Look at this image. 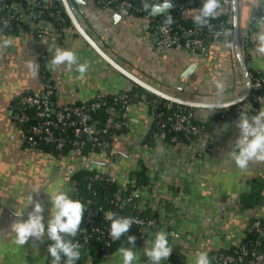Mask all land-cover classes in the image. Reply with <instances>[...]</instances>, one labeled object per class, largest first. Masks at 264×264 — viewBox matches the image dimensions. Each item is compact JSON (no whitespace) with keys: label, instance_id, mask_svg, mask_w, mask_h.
Wrapping results in <instances>:
<instances>
[{"label":"crops","instance_id":"1","mask_svg":"<svg viewBox=\"0 0 264 264\" xmlns=\"http://www.w3.org/2000/svg\"><path fill=\"white\" fill-rule=\"evenodd\" d=\"M85 1L78 7L97 41L117 54L121 64L156 87L184 98L222 94L223 100H230L244 91L245 79L233 31L229 41L214 39L205 55H193L186 50L159 46L157 33L146 27L140 15L125 16L112 6ZM258 3L262 6L257 4L251 12L246 37V42L252 43L245 49V42L242 49L246 61L248 57V67L264 73V55L256 51L257 36L264 29L261 24L264 1ZM247 11L244 7L240 25L249 15ZM195 13L197 11L189 9L184 16L193 18ZM219 14L234 22L233 5L221 6ZM50 29L43 38L28 31L0 35V43L3 40L12 42L6 49L0 47V264H50V240L30 238L25 246L17 245L11 226L18 219L26 220L36 202L44 207L47 225L52 208L49 193L67 192L72 172L81 166L80 160L72 156L59 158L51 151L23 144L18 138V128L11 122L9 111L13 100L23 93L44 89L39 70L33 76L29 68L30 64L37 65L39 49L48 52L46 67L55 84L58 105L89 101L99 90L119 92L133 86V81L106 62L74 26H65L60 31L54 26ZM57 47L73 51L78 62L88 66L82 78L75 66L71 70L63 65L51 70L48 62L53 52H49V48ZM192 64L196 65V71L185 75ZM218 83L222 85V92ZM261 107L264 105L252 115L258 114ZM194 108L196 120L206 121L214 112L203 107ZM127 119L129 127L114 138L113 149L125 151L130 156L113 166L104 165L99 156L90 167L115 174L120 183H126L130 171L145 162L152 185L169 198L172 207L169 212L177 209L172 198L180 203L173 226L179 233L175 249L183 264H195L200 252H206L210 264H215L214 253L242 240L252 221L264 217V206L241 210L238 204L240 195L249 187V180L264 176V162H250L247 169L241 170L230 157L231 143L239 134L235 127L238 119L223 122L213 131L214 139H208L205 134L192 144L158 140L154 149L147 151L136 147L149 128L147 104L135 103ZM225 125L228 127L223 130ZM199 148H206V153L199 156ZM141 155H146L147 160ZM37 187L39 192H33ZM31 195L33 204L28 206ZM16 212L23 215L18 217ZM121 246L133 248L139 258L134 264L147 263L144 248L123 243L105 264H122Z\"/></svg>","mask_w":264,"mask_h":264},{"label":"built area","instance_id":"2","mask_svg":"<svg viewBox=\"0 0 264 264\" xmlns=\"http://www.w3.org/2000/svg\"><path fill=\"white\" fill-rule=\"evenodd\" d=\"M110 2L113 4L112 7L125 16L134 14L135 9L140 10V7L136 6L132 0H110ZM143 2H146V0H143ZM156 2H163V0H156ZM221 6L231 7L232 0H221ZM44 7L49 9L50 15H61V11L55 5L54 0H25V4L10 0H0V35H11L8 33V30L17 28L18 33H25L28 31L38 38L46 37L53 24L46 17H41ZM199 8L200 7L191 8L184 3L180 4V10L183 15H186L189 9L198 12ZM140 16L144 18L146 27L157 33L159 46L172 47L176 50H186L193 55H205L211 41L214 39L229 41L232 38V31L227 21L224 20L211 21L210 28H200L196 25H191L180 32L178 29H175L172 24L165 25V22L154 18L151 12H143ZM26 26H29L30 29H25ZM217 33H219V35H217ZM228 33H231V35H228ZM47 53L46 49H39L37 54L38 70H40L42 62L46 64L48 57ZM260 85L261 79L258 78L255 83H252V88H258ZM54 92L55 84H44L42 93H23L16 98V101L12 102L9 115L13 125L18 128V138L23 144L30 148H37L41 141L51 143L55 146L58 152L56 155L59 158L72 156L80 160L81 166L77 168V170L83 168L94 170L87 177L90 181L89 186H91L93 182L108 184L118 183L120 187L115 192L112 201L115 203L121 201L123 204L131 205L133 208V213L119 217H131L134 219L136 223L132 226H138V231L144 238L141 244H135L134 246L127 242L126 236L118 241H112L109 235L110 223H101L96 218L95 209L91 206L92 200L91 198H87L86 202L83 203L85 206L83 223L77 234L81 235L83 239L81 241H76L80 246H84L85 251L83 255L86 256L88 260L91 259L90 247L87 244L92 237L101 240L104 247H110L114 242H121V244L124 243L143 249L146 241L153 240L156 232L162 229L166 230V234L169 235V245L172 246V253L169 259L162 261L161 264H172L173 259L179 257V253H177L175 249L179 233L173 226L175 212L180 206L178 200L172 198L177 209L174 212H169L164 205V200L168 197L152 185L153 182L151 179L147 185H136L134 172L144 167H146V171L148 172L145 162L140 163L136 168L130 171L126 183H120L115 174L90 167L91 164L93 165L96 161L95 159H99V156L102 158L100 160L103 161L102 163L104 165L110 166L118 164L122 159L130 156V154L125 151L117 152L113 149V140L116 136L120 135L118 131L128 129L129 127L127 114L135 104L129 94L127 92L118 93L109 92L108 90H99L95 93L93 100L63 104L57 107L51 100V96ZM109 94H116L115 101H119L120 105H116L115 103L107 104V101H104L103 98ZM249 97L250 95L244 101L238 103L239 109L250 108L253 106L254 101L261 100L262 98L256 93L252 94L251 99ZM172 102L173 101L168 100L167 104L171 106ZM105 103L107 104V117L105 122L102 123V120L93 116V113L102 108ZM149 114L150 124L153 116L150 112ZM170 120H173V127L175 130H187L193 134H198L201 130L200 124L193 122V120H196L193 117V112L187 111L182 107L170 117ZM219 126L220 124L217 123L214 130ZM213 131H206L204 134H199L197 139L192 141L191 144L196 143L205 134L208 139H214L215 134ZM124 132L125 131L122 133ZM163 136V133L160 134L158 140L164 141ZM12 137L14 138L16 136L13 135ZM172 143L182 144V142L177 141V137H173ZM183 143L186 144L185 142ZM67 146H70V149L68 152H65ZM87 147L89 150L86 152L85 150ZM136 147L143 148V150L146 151L154 149L153 145L143 143L142 138L137 141ZM206 150V148H199L198 155H203L206 153ZM142 156L147 160L146 155H141V157ZM127 185H130L129 190ZM67 192L73 199L81 200L82 198L78 193L77 183L73 179L69 180ZM148 208L151 209L153 216L147 217L140 214V212ZM252 229H255L261 237H264V217H258L253 220L250 230ZM130 232L129 230L127 235H130ZM230 247H234V250L227 253L221 252L219 254L218 261H220L221 264H264V251L260 250L257 244L250 248L242 245L240 240L225 248ZM110 256L103 257L99 264L108 262ZM146 261L147 263L144 264H150L148 259ZM87 264L90 263L87 261Z\"/></svg>","mask_w":264,"mask_h":264},{"label":"trees","instance_id":"3","mask_svg":"<svg viewBox=\"0 0 264 264\" xmlns=\"http://www.w3.org/2000/svg\"><path fill=\"white\" fill-rule=\"evenodd\" d=\"M10 1L22 2L23 4H25V0H10ZM94 1L99 5H107V6L113 5L110 2V0H94ZM132 1L135 3L136 6L140 7V10L139 9L134 10L135 15H140L143 12H151L154 18H156L159 21L165 22L168 15L170 14L173 18V23H172L173 27L175 29H178L180 32H182L184 28H186L187 26L195 25L192 17L186 18L181 13L180 4L184 3L186 6H189L191 8L201 7L203 4V0H172L175 6L171 9L169 13L154 14L152 12L151 7L146 9L145 5H149V6L155 5L157 3L156 0H146V2H143V0H132ZM54 3L61 11V15L60 16L50 15L49 9L47 7H44V11L41 13L42 14L41 17H46L47 19H49L50 22L53 24V26L56 27L59 31L62 30L65 26H73V23L70 17L68 16L63 4H61L58 0H54ZM219 20L227 21L228 26L230 27L231 31H233L234 25L231 21L228 20V17L226 15L220 14L211 21H219ZM25 29L28 30L30 29V27L26 26ZM8 33L11 35L17 34L18 30L17 28H13L11 30H8ZM251 43L252 42L250 40H247L245 44V49L247 46L251 45ZM247 61H248V57H247ZM39 72L44 84H49V83L54 84V82L49 77V72L44 62H42V66ZM249 73L251 75L252 83H255L258 78L261 79V85L258 88L255 87L252 88L249 98L250 99L252 98L253 93L259 94L262 98H264V73L255 70L251 66H249ZM123 92H127L134 103H138L141 101L147 103L149 112L153 117L152 120L150 121L147 133L142 137V142L153 146L156 145L158 141V136L162 133L164 134L163 139L165 142L172 143L173 137H177V141L191 143L192 141L197 139L199 134L202 133L204 134L206 133V131H213L217 123L221 125L223 122L227 120L238 119L240 112L243 110L249 112L250 115L255 114L258 111V108L262 104L261 100L259 99L254 101L253 106L247 109H239L238 103L234 104L233 106L227 109H223V110L217 109L211 114L209 119L205 122L201 120H193L194 123H199L201 126L200 132L198 134H193L188 132L187 130H175V128L173 127L174 122L173 120H170V117H172L174 113L180 109V107L186 109L187 111H193L195 109L194 107L186 106L176 102H172V105L169 106L167 104L168 103L167 99L162 98L161 96L145 89L141 85H138L134 82H133V86L130 89L120 90L118 93H123ZM116 96H117L116 94H109L105 96L103 100L104 101L106 100L107 104L115 103L116 105H120L119 101H115ZM93 99L94 98H92L91 100ZM16 100L17 99L15 98L13 102ZM51 100L55 106L59 107V105L56 102V89L54 94L51 96ZM107 104L106 103L103 104L102 108L98 109L96 112L93 113V116H96L97 118L101 119L102 123L105 122V119L107 117V112H106ZM126 130L127 129L119 130L118 134H121L123 131ZM37 148L42 149L44 151H51L55 154L58 153L53 144L45 141H41ZM69 149L70 146L69 147L67 146L65 152H68ZM88 150L89 148L87 147L85 151L87 152ZM93 171L94 170L89 168H83L77 170L76 172L71 174L70 179L71 180L73 179L77 183L78 193L80 197H82L80 200L81 202L84 203L86 202L87 198H91L92 200L91 206L95 209L96 218L101 223L107 224L110 223V221L105 219L107 212L114 213L117 216L133 213V208L131 205L123 204L121 201H118L116 203L112 201L115 192L120 187L118 183L108 184L101 182H97V183L93 182L91 186H89L90 181L87 177ZM134 176L136 178V185L138 186L147 185L150 181V177L147 174L146 167L134 172ZM127 187L129 190L130 185H127ZM238 204L241 210L252 208L258 205L264 206V176H260V175L254 176L249 180V187L248 189L243 191V193L240 195ZM164 205L168 211L172 210L171 204L169 202V198H166L164 200ZM140 214L147 217L153 216V213L150 208L143 210L142 212H140ZM251 224L248 230L246 231V235L242 238L241 244L250 248L257 244V247L260 250L264 251V237H261L260 234L255 229L250 230ZM130 231H131L130 235L131 236L134 235L136 237L135 244H141L144 241L142 234L138 231V226H132L130 228ZM82 239L83 237L81 235H77L74 238V241L75 242L81 241ZM87 245L90 247L91 259L88 260V258L83 255L85 248L84 246H80L81 256L80 259L76 261V264H87V261L90 264H99L103 257L112 255L121 245V242H114L110 247H104V244L102 243L101 240L97 239L96 237H92ZM233 250L234 247L223 248L218 252L214 253L213 258H215V262H216L215 264H221L220 261H218L219 254L221 252L227 253ZM51 261L52 258L49 256L50 264ZM172 264H183V260L181 257H175L173 259Z\"/></svg>","mask_w":264,"mask_h":264},{"label":"clouds","instance_id":"4","mask_svg":"<svg viewBox=\"0 0 264 264\" xmlns=\"http://www.w3.org/2000/svg\"><path fill=\"white\" fill-rule=\"evenodd\" d=\"M151 7L153 13H165L167 9L172 7V0H163L155 5H145V8ZM221 10V0H203L202 6L198 12L193 15V22L200 28L211 27V20L215 19ZM173 18L169 14L165 25H171ZM261 24H264V18H261ZM219 35V33H217ZM231 35V33H228ZM11 40H3L0 47L7 48L11 44ZM258 54L264 55V29L257 36ZM49 52H53L48 66L55 71L60 66H66L69 70L75 66V70L81 74L87 72L88 66L78 62V58L71 50L62 48H49ZM29 68L35 76L38 72V66L30 64ZM196 71V65L192 64L188 67L185 75H190ZM217 87L223 90L219 83ZM239 97L231 102L213 101L202 104L210 113L217 109H227L242 100ZM264 105V98H261ZM227 125L223 130L227 129ZM235 127L239 129L238 137L231 143L230 157L234 160L237 168L247 169L250 162H264V107H261L258 114L250 115L247 111H241ZM40 188H33V192H39ZM50 194V202L52 205L50 217L47 225L44 223V207L41 203L36 202L33 210L28 214L26 220L18 219L11 226L12 232L15 234V244L25 246L30 238L42 240L47 238L52 241L48 246V254L52 258L51 264H76L80 259V244L74 241V238L80 231L83 223L85 206L78 199H73L66 191H58ZM33 204V196L29 197V205ZM18 217L23 213L17 214ZM105 219L110 221L109 235L112 241H118L122 237H127V242L135 245L136 237L127 235L131 226L136 223L131 217H119L114 213H106ZM71 238V239H70ZM122 256V264H134L139 258L135 255L133 248H119ZM172 253V246L169 245L167 234L161 230L158 231L154 239L146 241L144 247V255L150 264H161L162 261L168 260ZM195 264H210V260L206 252L198 253Z\"/></svg>","mask_w":264,"mask_h":264},{"label":"water","instance_id":"5","mask_svg":"<svg viewBox=\"0 0 264 264\" xmlns=\"http://www.w3.org/2000/svg\"><path fill=\"white\" fill-rule=\"evenodd\" d=\"M58 1L61 4H63L77 32H79V34H81V36L84 37V39L94 48V50L106 62H108L111 66H113L116 70L121 72L124 76L129 78L134 83L141 85L145 89L161 96L164 99L171 100L173 102L183 104L186 106L202 107L201 105L207 102L221 101V102L227 103L239 97H242L243 99L237 102V103H240L244 101L251 93L252 79L249 73V67H248L246 58L243 54L242 48H243L244 43L246 42L247 31H248L249 24L251 22V19H250L251 12L253 11V9H255L257 4L261 5L260 3H258V1L262 2L264 0H232V5L234 8L233 35H234L237 58L241 64V68H242L244 79H245V89L239 96H236L230 100H223L224 96L222 94L218 96H209V95H204L202 97L198 96L199 98L191 95L188 98H184V97H180L177 95H173L169 92H166L156 87L155 85L141 78L140 76H138L137 74L129 70L127 67H125L123 64H121L118 61L117 54L111 51L104 44L99 43L97 41L96 39L97 36L93 32L92 28L88 25L87 21L85 20L83 16V12H81V10L78 7V4L86 3L85 0H58ZM174 6H175L174 3L172 2V7L167 9L165 13H169ZM244 7H247V10H248L247 12H249V15L246 19H244V21L242 22V25H240V17L241 15H243ZM154 14H160V13H154ZM234 94L235 93L233 92V95Z\"/></svg>","mask_w":264,"mask_h":264},{"label":"rangeland","instance_id":"6","mask_svg":"<svg viewBox=\"0 0 264 264\" xmlns=\"http://www.w3.org/2000/svg\"><path fill=\"white\" fill-rule=\"evenodd\" d=\"M111 257H112V256H110V259H112Z\"/></svg>","mask_w":264,"mask_h":264}]
</instances>
